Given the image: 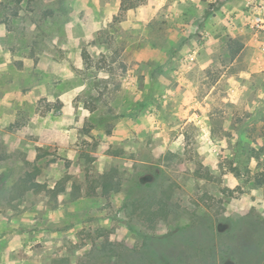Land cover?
Listing matches in <instances>:
<instances>
[{
	"label": "rangeland",
	"instance_id": "374dc122",
	"mask_svg": "<svg viewBox=\"0 0 264 264\" xmlns=\"http://www.w3.org/2000/svg\"><path fill=\"white\" fill-rule=\"evenodd\" d=\"M263 171L264 0H0V264H264Z\"/></svg>",
	"mask_w": 264,
	"mask_h": 264
},
{
	"label": "trees",
	"instance_id": "16d2710c",
	"mask_svg": "<svg viewBox=\"0 0 264 264\" xmlns=\"http://www.w3.org/2000/svg\"><path fill=\"white\" fill-rule=\"evenodd\" d=\"M15 1L17 4H20L22 2V0H15ZM129 9H132V8L130 7L128 8V10ZM242 50H243V45L237 47L233 51L232 60H235L238 57V55L242 52ZM84 55L86 56V58H88L87 53H85ZM109 178L110 177L108 176H103L102 178L101 185H103L104 192L112 191V189H114L115 186L117 185L116 183H114L113 178H110V179ZM251 181H253L254 185L257 188L262 189L264 193V171L255 175L251 179ZM24 184H25L24 185L25 190H28L33 187L34 188L41 187V184L35 183L34 180L32 179L24 180ZM154 196L155 197L153 198L152 196H150V194H145L141 192L140 194L134 195L132 198L130 197L131 199L129 201L132 200V202L131 203L128 202V204H126V208L130 216H132V218L135 219V214L137 213V210L135 209V206H136L137 209L141 210L140 218L142 219H146L147 221L152 222V223H154L155 221L156 222L160 221V220L167 221V219L169 218L168 216L172 211V208L169 207V204L167 202V199L169 198H167L164 194H160L158 192H156ZM164 200L166 202H164ZM154 205L157 207H155ZM240 222L232 226V231H241L245 227V225L240 224ZM149 242L146 240L143 248L141 249V252H138V258L133 261L131 260L130 255L126 253L127 251L125 250V248L121 246L116 247L115 245L111 244L109 240L107 239L103 243V246L101 250L99 251L100 255L94 259H97L98 261L102 260L104 264H157L155 262L153 263L154 258L149 257L148 252L145 251L150 248ZM194 243L196 244V241L193 239L187 245L192 246L194 248L193 246ZM223 247L224 248L222 249V251L226 248L228 249L227 253L233 250H234V253H237V251H239V247L237 246V244L229 245L227 243H224ZM223 253H226V251H224ZM178 255L177 253L174 254L172 252L170 254L162 253L161 256H159L161 257L160 258L161 261H159L158 264H184L185 263L184 262V257H185L184 252H180ZM87 264H97V262L87 263Z\"/></svg>",
	"mask_w": 264,
	"mask_h": 264
},
{
	"label": "built area",
	"instance_id": "2783aa9c",
	"mask_svg": "<svg viewBox=\"0 0 264 264\" xmlns=\"http://www.w3.org/2000/svg\"><path fill=\"white\" fill-rule=\"evenodd\" d=\"M259 21H262L261 19Z\"/></svg>",
	"mask_w": 264,
	"mask_h": 264
}]
</instances>
